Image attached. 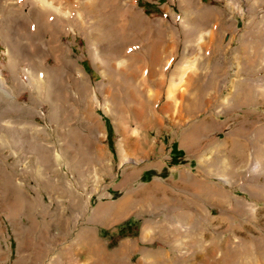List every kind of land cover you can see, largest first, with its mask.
<instances>
[{"label": "rangeland", "instance_id": "rangeland-1", "mask_svg": "<svg viewBox=\"0 0 264 264\" xmlns=\"http://www.w3.org/2000/svg\"><path fill=\"white\" fill-rule=\"evenodd\" d=\"M52 1L58 8L37 11L29 0H0V264H245V241L251 264H263L255 251H264V195L255 187L264 186V132L254 130L264 126V98L226 104L239 81L264 89V66L247 68L252 52L239 49L251 20L258 35L244 42L264 47V2L193 0L230 27L185 44L182 0H98L144 22L136 25L90 18L82 0ZM121 23L130 35L164 26L166 74L144 64L136 79L115 73L133 88L107 85L104 69L128 65H106L118 47L104 32ZM183 55L185 82L167 103ZM202 118L208 129L195 134ZM124 207L128 216L114 223Z\"/></svg>", "mask_w": 264, "mask_h": 264}, {"label": "bare ground", "instance_id": "bare-ground-1", "mask_svg": "<svg viewBox=\"0 0 264 264\" xmlns=\"http://www.w3.org/2000/svg\"><path fill=\"white\" fill-rule=\"evenodd\" d=\"M32 5H34L35 9L43 11L45 8H52L55 7V2L52 0H29ZM79 1V0H78ZM98 0H82V5L85 8H91L88 10L90 12V18L94 16H99V19L102 20L101 14H104V18L108 17L109 21H113L115 16H120V19H124L128 22H133L134 25L141 24L144 22H140L141 19H136L135 15L130 12H123V13H117L114 14V10H106L103 3ZM263 3L264 0H254V3ZM61 3V2H59ZM182 3L184 4V7L186 8L187 12L184 15L183 19V25H182V38L184 43L186 44H192L195 42V40L200 41V39L204 38V35L208 36L211 40L220 39L222 35V30L226 27H230V24L225 21V19H220V16L223 17V14L219 12H212L209 10H196L193 7V0H182ZM60 5V4H59ZM94 5V6H93ZM58 8V7H55ZM110 8V7H109ZM117 8V7H116ZM37 10V11H38ZM60 10V9H59ZM119 11V10H118ZM117 11V12H118ZM82 15V14H81ZM87 15V13H86ZM85 17V15H84ZM85 19V18H84ZM81 20V19H80ZM83 21V19H82ZM116 22V21H114ZM212 23V24H211ZM208 26L211 28L210 30H205V27ZM164 27L162 25H159V31H155L153 29V25H147L145 28L144 26H137L136 29H134L133 32H135L133 35H130L126 30L128 29L127 25H123L121 23V28L118 26L115 28L113 27L111 31H105L104 32V41L108 42L110 46L112 44H116V47H118V54L116 55H110L107 57L106 65L113 64L116 60H118L116 66H120L123 63H128L126 68H123L122 73L119 74L117 72H112L110 70V67L107 69H104L103 73L105 75V78L107 80V85L109 86H118L122 88H133L132 85H126L124 81H121L115 77V73L121 76L123 80H127L129 78L136 79L138 77V73L141 70L142 65H146L142 70L147 69L151 75H156L158 72H163L166 74L167 68L169 67V62L166 60V54H164V50L168 46V43L165 42L166 38L164 36V31H161L160 28ZM171 31V30H169ZM258 23L254 20H251L248 22L246 26V32L245 35L241 37L239 49L240 50H247L252 52V56H248L246 58V61L250 60V62H246L247 68L250 70H255L256 68H261L264 66V58L262 57L264 55V47H261L259 44H256L254 42L251 43H245L244 40L254 39L258 35ZM172 36L171 34H168ZM102 36V35H101ZM119 39H118V38ZM198 37V38H197ZM121 38V39H120ZM145 38V41H144ZM4 39H7V37H4ZM9 39V38H8ZM98 39V38H97ZM210 40V41H211ZM9 41V40H8ZM101 41V40H100ZM144 41V42H143ZM209 41V42H210ZM143 42V43H141ZM171 42L174 44L175 47V41L171 40ZM138 43L140 44L139 50L140 52L137 53L136 46ZM11 46V45H10ZM19 50V49H18ZM10 53L15 51L14 49H10ZM174 51H168L167 55L169 60L172 62L174 61V57L172 58V55H174ZM137 61H140L139 65L137 64ZM185 57L184 55L178 60L177 66L174 71V77L170 80V83H168L167 88L165 91V98L167 103L173 102L174 99L177 97V92L181 89L182 84L185 82ZM36 65V64H35ZM137 66V69H134V67ZM38 66H36L37 68ZM119 70V69H118ZM219 68L215 67L214 72L219 73ZM116 71V70H115ZM136 71V72H135ZM158 71V72H157ZM138 72V73H137ZM155 72H157L155 74ZM249 79L245 80V83L242 81H239V83L249 84L247 86H241L237 85L238 88L237 91H233L231 93V102L227 103V106H235L238 104H249L254 100H259L264 98V89L258 88L252 84L249 83ZM187 81V80H186ZM187 83V82H186ZM215 83V79L212 77L210 80L205 82L203 86H201L200 90H198L203 95L209 96V91L211 88H213ZM237 83L236 80L233 81L232 87ZM188 85V84H187ZM186 85V86H187ZM79 89V88H78ZM114 95V93H113ZM217 97V96H214ZM149 107L152 108L151 104H149ZM148 107V108H149ZM119 109V108H118ZM123 107L119 109V113L123 112ZM121 114V113H120ZM208 123L205 121V119H201L198 123L191 126L194 128L195 134L197 132H200L202 130L208 129ZM195 126V127H194ZM198 127V128H197ZM259 135H263L261 132H264V126L258 127L254 130ZM261 131V132H260ZM190 134H192V129H190ZM188 135V134H186ZM185 134L182 135L183 139H186ZM188 137V136H187ZM256 149V148H255ZM257 154L260 156L261 160H264V152L260 149H257ZM243 155L240 157L242 158ZM240 158V159H241ZM210 186V185H209ZM208 186V187H209ZM207 186H201V192L204 194L206 192V198L209 197V199L214 198V193L212 192V189L206 188ZM255 191L258 194L264 195V186H256ZM225 196L223 192L220 193L219 196H216V198ZM221 202V201H220ZM182 216V215H181ZM165 229V228H164ZM192 234V235H191ZM190 235V243L194 246L201 245L200 238L197 234L191 233ZM203 241V240H202ZM201 241V242H202ZM258 242V241H257ZM260 243V241H259ZM243 249H239V253L242 255H239L240 259L245 260V264H251L252 262V255L251 251L248 250V246L250 244L248 242L242 243ZM264 248V247H263ZM258 259L263 258L264 251L261 250V248H257V251H255ZM238 253V252H237ZM149 254V253H148ZM233 254V253H232ZM242 261V260H241ZM260 261V260H259ZM258 262V261H257ZM261 263V262H260ZM264 264V263H263Z\"/></svg>", "mask_w": 264, "mask_h": 264}, {"label": "crops", "instance_id": "crops-1", "mask_svg": "<svg viewBox=\"0 0 264 264\" xmlns=\"http://www.w3.org/2000/svg\"><path fill=\"white\" fill-rule=\"evenodd\" d=\"M174 143H176V142H174ZM202 182V181H201ZM200 182V183H201ZM201 185L203 186L204 184H203V182L201 183ZM120 187H121V185L118 187V189H120ZM103 207H104V205H103ZM128 209H126L125 207L124 208H121L119 211H118V213L116 214V216H115V220L113 221L114 223H116V222H118L119 220H121V219H124V218H126L127 216H128ZM100 222H103L104 221V217L102 218V217H100L99 219H98Z\"/></svg>", "mask_w": 264, "mask_h": 264}, {"label": "trees", "instance_id": "trees-1", "mask_svg": "<svg viewBox=\"0 0 264 264\" xmlns=\"http://www.w3.org/2000/svg\"><path fill=\"white\" fill-rule=\"evenodd\" d=\"M176 147V143H172L171 150L173 151Z\"/></svg>", "mask_w": 264, "mask_h": 264}]
</instances>
